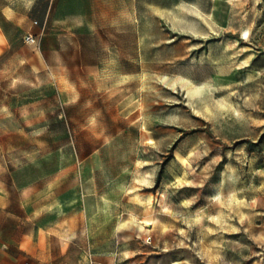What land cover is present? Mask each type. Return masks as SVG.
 Returning a JSON list of instances; mask_svg holds the SVG:
<instances>
[{
    "label": "rangeland",
    "instance_id": "rangeland-1",
    "mask_svg": "<svg viewBox=\"0 0 264 264\" xmlns=\"http://www.w3.org/2000/svg\"><path fill=\"white\" fill-rule=\"evenodd\" d=\"M0 264H264V0H0Z\"/></svg>",
    "mask_w": 264,
    "mask_h": 264
},
{
    "label": "built area",
    "instance_id": "built-area-1",
    "mask_svg": "<svg viewBox=\"0 0 264 264\" xmlns=\"http://www.w3.org/2000/svg\"><path fill=\"white\" fill-rule=\"evenodd\" d=\"M35 22H37V20L35 21ZM35 35L33 34V33H28V34H26V36L24 37V41L26 42V43H33V42H35Z\"/></svg>",
    "mask_w": 264,
    "mask_h": 264
}]
</instances>
